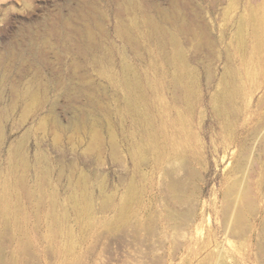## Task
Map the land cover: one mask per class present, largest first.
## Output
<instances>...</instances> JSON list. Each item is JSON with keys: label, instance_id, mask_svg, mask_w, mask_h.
I'll return each mask as SVG.
<instances>
[{"label": "rangeland", "instance_id": "374dc122", "mask_svg": "<svg viewBox=\"0 0 264 264\" xmlns=\"http://www.w3.org/2000/svg\"><path fill=\"white\" fill-rule=\"evenodd\" d=\"M81 1L0 0V56L33 44L52 67H43L39 75L30 63L0 64V264H264V184L257 159L264 141L248 142L264 114L258 89L264 84V62H251L246 71L238 50L243 45L247 57L254 52L253 28L264 23V0H84L95 5L99 16L102 34L92 30L105 46L102 55L112 48L119 58L125 51L134 63L121 33L137 37L143 58L136 65L146 71L149 84L139 128L123 103L122 87L116 84L112 91L85 60H78L79 74L84 83L96 86L91 101L61 97L73 58L63 53L58 33L46 35V30L58 27ZM173 8L188 22L195 18L196 37L178 33L160 19L159 11ZM149 18L175 35L184 63L200 73L199 88L207 99L196 104L193 114L174 98L175 91L185 95L183 79L176 90L172 78L182 67L169 39L149 31ZM200 28L212 39L211 54L193 50ZM45 39L62 53L61 60L43 49ZM162 54L174 60L171 68ZM101 67L106 70V63ZM204 68L218 70L209 83L201 74ZM50 69L59 78L57 86ZM220 76L229 84L240 85V76L243 80L242 98L232 106L238 118L229 130L211 108ZM33 91L47 104L23 100V94ZM55 101L57 119L64 125L71 120L70 106L86 108L94 119L90 129L53 127L46 110ZM250 146L256 149L247 180L251 189L237 206L232 184L241 178L236 172L239 154Z\"/></svg>", "mask_w": 264, "mask_h": 264}, {"label": "bare ground", "instance_id": "6f19581e", "mask_svg": "<svg viewBox=\"0 0 264 264\" xmlns=\"http://www.w3.org/2000/svg\"><path fill=\"white\" fill-rule=\"evenodd\" d=\"M129 6H130V4L126 5V7H125L126 10L129 9ZM67 15L68 16L64 17V18L61 17V19H63V20H61L59 22L58 27H55L54 29H52V27H51V29L47 28V30H46V35H49L50 33H58L60 38L65 43V47L62 50L63 53L68 54L69 56H71L73 58L70 65H69V67L72 71V75H71L69 84L63 89L61 97L72 102L74 99H76V97L84 96V98L91 101V99H90L91 92L93 91V87H96V86L92 87L89 85V83L88 84H86V82L84 83V75L79 74V71L81 70L82 65L78 60H82V61L85 60L86 62H88V64L92 65V68H95L98 76H100L102 78H106L109 81V84H110L112 91H115L114 89H115L116 84H119L120 89L122 87V89H123L122 98L124 101L123 103H125L127 111L133 119L134 125L137 128H139L140 127V121H141V119L139 117V111H140V107L142 105V102L145 101V99L148 100V98H145V91H146V88L149 87V84L147 83L148 79H147L146 71H143V72L140 71V69L136 65V64L142 62V58H143V56H141V54H140L141 49H139V42L137 40V37H134L130 33H127V32L121 33L125 43L130 47V50H132V52H133V62L134 63L130 62L125 51L120 53L121 55L119 58L117 57L116 52L112 48L108 49V55L107 54L105 55V53H104V55H102V50L104 49L105 46H103L102 43L97 40L96 36L94 35V31H93L94 29L92 30V27H95V30H98L99 32H101V30H102V28H100L101 26H99L100 22H97L99 19V16L96 12L95 5L93 6V4L91 2L82 0L81 3L79 5L77 4V6L74 7L73 10ZM158 15L163 22H167V23L171 22L172 25L175 27V30L178 33L193 35V37L197 36L196 33L198 31L193 28V25L195 24V18H194V20H192V21L190 20V22H188L185 19H183L180 16V14L178 13V11L174 8L169 10V11H159ZM196 20H197V18H196ZM145 23H147L146 26L148 27L150 32L155 33L157 35H163V36L165 35L169 39V42L172 45V47L174 48V50L176 52L175 56H177L179 63L182 67L181 71L179 73H177L176 70L173 73L172 78L174 79V88L176 90H178V89L181 90V86L183 84L182 79H183L184 84L182 87H184V92H185V95L184 96L182 95V98H181L180 97L181 93L178 94L173 89L175 91L174 98L177 100V102H182V105L185 104V108L187 109V111L190 114H193L194 109L196 107V104L199 103L200 101L205 102L207 99V93L202 92V90L199 88V74H200L199 71L197 70V68L195 66H193V67H195L196 69L193 67L190 69L189 64L184 63L183 54H182L181 50L179 49V44H178L177 40L174 38L175 35L173 36L172 32L167 31L165 29L160 30L158 28V26L156 27V25L151 21L150 18L146 19ZM204 30L205 29L200 28V30H199L200 37H199L197 43L194 45L195 47L193 50H194V52H195V50H197V52H199L200 50H204V51L206 50V51L210 52V54H211V52L214 51V46H213L214 44L212 43V39H209V37L206 34V31H204ZM243 32L244 31H242V28H241L238 32L239 39L243 35ZM101 34H102V32H101ZM253 35L255 36L256 41H255L254 52L252 53L251 57L249 55L250 58L247 57V54H245L243 47H242L243 45H240L239 49H238L239 53H240L239 59L242 62L243 66H246V71L249 70L250 64L253 65V63H251V62L258 61L259 63H262V64L264 62V60H263L264 59V23H260V24H257L254 26ZM47 39H45V41H43V49L51 51V52L54 51L56 59L61 60L60 57H61L62 53L60 54V53L56 52L54 45L50 44L47 41ZM194 52H193V54H194ZM199 56L201 57V54ZM209 57H211V56H209ZM42 58H43L42 52L41 51L36 52L33 48V44L32 45L30 44V46L26 50H24L23 52H17L13 48L9 49L4 56H0V64L4 63L6 61H8V63H10L12 60L13 61L11 63H17V62L23 63V64L30 63V64H32V66L33 65L36 66L37 70L39 71L38 74L40 75V70L43 67L52 68L50 63L48 61H45ZM162 60H163L164 64L168 65L169 67L175 63L174 60H171L168 57V55L166 56L165 54H162ZM207 60H208V58H207ZM213 60H214V58H213ZM103 62L106 63V66H107L106 70H105V68L104 69H102V67L100 68V65ZM185 62H187V61L185 60ZM190 62H194V61H190ZM196 62H198V61H196ZM211 63H214V62H211ZM207 64L208 63H206V65ZM226 64H227V62H226ZM20 66H22V65H20ZM29 68H30V66H29ZM165 68H166V66H165ZM207 68H204V70L201 71V74L205 75L206 79L209 80L212 75L218 73V70H217V73H216V70L214 72H212V71L210 72ZM27 70H29V69H27ZM33 70H35V69H33ZM92 70H94V69H92ZM167 70H169V69H167ZM52 71H53V69L51 70V72ZM227 71H229V69H227ZM35 72H37V71H35ZM54 72H56V70ZM85 72H87V71H85ZM93 72H95V71H93ZM156 72L157 73H155V74H158V71H156ZM223 73H226V72H223ZM54 74L55 73H53V75H52V76H55V77H53V79L56 78V75H54ZM228 75H230V74H228ZM53 79H51V81ZM58 79L56 78L55 80H53L55 86L59 85ZM230 80H232V79H230ZM239 81H240V85H237L235 83L236 81H232V84H229L228 81L224 77L220 76V78L218 79V83H217L218 88L220 90L217 93H215L213 98H210V100L212 102L214 101L213 104L211 105L213 114L215 115V117L217 119H219V120L222 119L224 121L223 127H225L227 130H229L233 127L234 123L232 122V119H234L238 116L236 109L232 108V106L234 105L236 100L242 98L241 87H242L243 80H242L241 76L239 77ZM209 82H211V79L207 83H209ZM63 85H64V83H63ZM99 86H101V85L99 84ZM59 88L61 89L62 87L59 86ZM221 89H222V91H221ZM258 89H260L262 92V96L260 99L261 102L259 104V106H261L262 102H263L262 104H264V84L259 85ZM120 91H122V90H120ZM179 92H182V91H179ZM45 94H47L46 91H45ZM112 95H116L115 92H113ZM39 96H40V94L33 91V92H27V93L23 94L22 98L26 102L29 99H31V100L35 101V104L38 107H43L44 105L47 104V101L45 99H43V100L40 99ZM57 102H58V100H57ZM57 102L56 101L50 102L48 105V108L46 110V113L51 118L50 124H52L53 127L59 129L60 131H66V132L78 131L79 129H83V130H86L88 128L90 129V127H91L90 122L93 119V117L91 118V115L89 112H87V109L82 108V110H78V109H76L70 105H69L70 106L69 108L67 107L68 108L67 111L69 114H71V116H70L71 120H70V122H68V124H65V125L62 124L57 119L58 115L56 114V110H57L56 107L59 106ZM212 102H210V103H212ZM65 106H68V105L65 104ZM80 107H82V106H80ZM260 108L261 107H259L258 110H260ZM83 109L86 111H83ZM65 114H66V112H65ZM0 117H1V119H0L1 121H2V119L4 120V118H3L4 114H2ZM258 119L259 120L257 121V126L255 128H252V130H250L251 132L249 134V137H251V139H250L251 141L249 140L248 142L249 143L251 142L253 145L258 144L256 142L261 141V143H262V141H264V114L259 116ZM145 121H147L146 117H145ZM93 122H92V125H93ZM89 132H90V130H89ZM111 132H113V131L111 130ZM110 136H111V134H110ZM244 144L246 145L248 143H244ZM259 147H260V145H259ZM249 148H251V149H247L248 150L247 153L245 150V154H241V155L239 154V156H241L242 161L240 164H237V166L235 165L237 168V171L236 170L235 171L241 173L240 174L241 178L240 177H239L240 179L237 178L238 177L237 175H239V174L236 173L237 174V175H235V177L237 176L236 180L237 179H239V180H237V182L234 181L235 184H232V186L234 185L233 186L234 188L233 187H231V188H233L232 191L235 194V199H233V200L231 199V200L235 201V205H237V206H239L238 203L240 201H242V198H244L247 195V193H249L248 190L251 189V187H248V185H247V183H249V182H247V180H248L249 176L250 177L252 176L251 174L250 175H248V174L250 173L251 169L253 168L252 166L255 165L254 164L255 159H253L254 154L252 155V153H253V151L255 153L256 149L253 150V147H251V146ZM259 149H261V148H259ZM260 152H261V154H260ZM241 153H242V151H241ZM257 155H259L258 156L259 158H257L259 160L258 164L261 167H264V150H260L259 153H257ZM261 167L260 168L258 167V168H259V172H260L259 178H260L261 185H262V184H264V178H263L264 177L263 176L264 171L262 170ZM233 168H234V166H233ZM251 172L253 173V170ZM230 191H231V189H230ZM255 191L256 190H254V192ZM229 192L227 191L226 193H229ZM231 198H234V197H231ZM229 210L232 211V209H229ZM256 213H258V212H256ZM257 245H259V243Z\"/></svg>", "mask_w": 264, "mask_h": 264}]
</instances>
